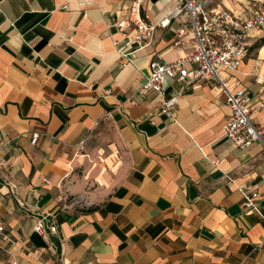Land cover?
<instances>
[{"label": "crops", "instance_id": "1", "mask_svg": "<svg viewBox=\"0 0 264 264\" xmlns=\"http://www.w3.org/2000/svg\"><path fill=\"white\" fill-rule=\"evenodd\" d=\"M133 1L0 0V238L12 263L264 264L263 147L224 136L231 108L212 79L165 77V97L182 95L174 117L161 113L164 98L143 88L149 65L191 54L193 34L175 45V18L141 48L119 25ZM175 2L143 0L144 15L157 24ZM199 2L241 19L264 7ZM249 43L237 71L219 72L264 126V27Z\"/></svg>", "mask_w": 264, "mask_h": 264}, {"label": "built area", "instance_id": "2", "mask_svg": "<svg viewBox=\"0 0 264 264\" xmlns=\"http://www.w3.org/2000/svg\"><path fill=\"white\" fill-rule=\"evenodd\" d=\"M143 10V0H134L128 8L127 21L119 24L122 29L125 25L135 29L134 40L141 48L150 44L158 27H168L175 18H182L175 45L181 44L188 33L193 34L194 50L191 54L172 62L152 61L149 65V75L143 88L153 89L164 98L161 113L174 117L175 108L182 95L179 92L170 98L165 97V77L176 79L186 87L200 80L212 79L225 91L231 108L229 120L224 126V136L237 148L246 149L259 142L264 150V126L253 119V108L246 92L243 89H232L229 81L219 72L220 68L233 72L239 69L250 46L252 32L264 27V7L252 16L241 19L226 9L208 10L199 0H176L174 6L157 24L149 22ZM127 45L128 43L119 47L118 51L128 61H132L126 52ZM187 63L194 67L189 68ZM37 139L36 134L32 142L36 143ZM84 143L83 140L80 144ZM245 197L246 208H258V193H246ZM2 230L0 221V232ZM50 230L56 232L57 226L52 225ZM36 231L44 234V225L39 223Z\"/></svg>", "mask_w": 264, "mask_h": 264}, {"label": "rangeland", "instance_id": "3", "mask_svg": "<svg viewBox=\"0 0 264 264\" xmlns=\"http://www.w3.org/2000/svg\"><path fill=\"white\" fill-rule=\"evenodd\" d=\"M0 264H13L9 247L4 245L2 238H0Z\"/></svg>", "mask_w": 264, "mask_h": 264}]
</instances>
